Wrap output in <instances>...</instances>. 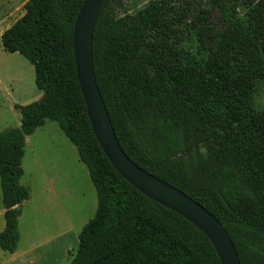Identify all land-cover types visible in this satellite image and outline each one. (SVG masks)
<instances>
[{
    "label": "trees",
    "instance_id": "16d2710c",
    "mask_svg": "<svg viewBox=\"0 0 264 264\" xmlns=\"http://www.w3.org/2000/svg\"><path fill=\"white\" fill-rule=\"evenodd\" d=\"M84 1L28 0L1 36L34 67L42 97L16 105L20 127L0 132V248L16 253L31 199L20 183L27 138L53 121L98 199L70 264H222L202 231L131 186L100 147L74 57ZM93 63L126 154L212 213L242 264H264V0H151L133 11L105 0Z\"/></svg>",
    "mask_w": 264,
    "mask_h": 264
},
{
    "label": "rangeland",
    "instance_id": "374dc122",
    "mask_svg": "<svg viewBox=\"0 0 264 264\" xmlns=\"http://www.w3.org/2000/svg\"><path fill=\"white\" fill-rule=\"evenodd\" d=\"M27 1L0 0V22L20 19ZM149 1L124 0V6L133 11ZM3 50L0 38L1 55ZM19 58L20 62L12 60L9 76L3 70L7 64L2 63L0 72L9 87L22 92L21 104L26 106L38 101L42 92L35 84L34 67L24 57ZM17 72L22 74L18 84L14 77ZM2 100L0 95V132L19 128L21 114ZM257 104L264 110V93L258 96ZM22 167L20 183L29 188L32 199L22 207L16 254L0 248V264H70L79 247V235L97 210V192L89 171L80 161L77 148L53 121L27 138ZM3 212L0 181V233L5 228Z\"/></svg>",
    "mask_w": 264,
    "mask_h": 264
},
{
    "label": "water",
    "instance_id": "95a60500",
    "mask_svg": "<svg viewBox=\"0 0 264 264\" xmlns=\"http://www.w3.org/2000/svg\"><path fill=\"white\" fill-rule=\"evenodd\" d=\"M105 0H85L74 25L77 77L94 135L113 168L146 198L179 214L202 231L222 264H242L224 225L200 203L137 165L123 150L98 86L93 46L97 20Z\"/></svg>",
    "mask_w": 264,
    "mask_h": 264
},
{
    "label": "crops",
    "instance_id": "0c3cea01",
    "mask_svg": "<svg viewBox=\"0 0 264 264\" xmlns=\"http://www.w3.org/2000/svg\"><path fill=\"white\" fill-rule=\"evenodd\" d=\"M4 21L5 22H3V21L0 22V38H1L2 34L4 33V31H6L7 29H9L17 20L14 21V22H11V21H9L7 19V20H4ZM3 51H4L5 54H2V55L0 54L1 55V57H0V66L3 65L2 63L8 65V67H6V66L3 65L4 68H5V69L3 68V70H5V73L9 76L10 73L13 72L12 71V68H10V66H12V64H14L12 62V60L15 59V61L20 62L19 56H21V55H19L17 53L11 54V53L6 52L5 50H3ZM17 75H19V76L16 77ZM4 76L5 75L0 72V95L3 98L2 102L7 103L8 108L10 107L14 111V110H16L15 109V106L16 105L24 106V105L21 104L22 92L20 90L19 91L18 90L17 91L13 90V87L12 86L9 87L7 85V82L4 80ZM16 76H14V77L16 78V81L18 80L17 81V84H18V83H20L22 81V74L20 72H17ZM1 108H2V106L0 105V117H1V114H2ZM20 125H21V123H20ZM23 206H24V204L22 205V207ZM3 215H4V212H3Z\"/></svg>",
    "mask_w": 264,
    "mask_h": 264
}]
</instances>
